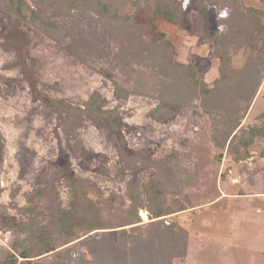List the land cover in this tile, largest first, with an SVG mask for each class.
Instances as JSON below:
<instances>
[{
  "label": "rangeland",
  "instance_id": "374dc122",
  "mask_svg": "<svg viewBox=\"0 0 264 264\" xmlns=\"http://www.w3.org/2000/svg\"><path fill=\"white\" fill-rule=\"evenodd\" d=\"M181 2L184 26L161 18L154 24L172 44L169 59L194 65L211 85L219 78L222 61L220 57L209 59L205 39L223 27L218 19L227 7L217 1L212 12L201 0ZM243 2L260 7L256 0ZM13 6V0H0V256L4 250L14 253L12 244L22 245L30 236L31 228L23 231L20 225H51L55 211L79 209L61 176L53 183L55 206L43 205L36 194L45 183L42 172L59 164L67 175L86 180L101 193L105 201L101 219L107 217L106 205L129 207V195H136L144 178L166 175L174 180L177 188L181 187L180 201L183 196L187 199L186 209L167 217L185 229L187 236L185 256H174L171 264H264V139H255L248 147L249 156L239 161L227 150L229 139L240 134L239 127H264V61L261 66L248 65L245 49L228 50L226 64L233 67L235 78L240 73L233 82L237 84L232 99L242 92V80L246 83L252 77L256 81V69L261 78L249 101L231 105L230 112L234 108L240 111L241 120L220 149L212 139L208 114L197 106L198 99L193 108L172 107V115L160 111L165 105L160 96L171 82L167 67L153 68L150 58H132L126 49H119L120 43L96 22V14L58 19L72 30L51 37L39 33L38 23L31 17H16ZM9 37L13 43L7 45ZM118 52L125 53L118 57ZM36 62L39 66L34 70ZM242 68L248 70L241 77ZM94 92L106 100L103 109L117 111V128L98 114L85 115L70 136L62 129L63 109L40 96L85 107ZM75 139L80 149L73 147ZM121 152L131 159H124ZM141 168L147 169L142 172ZM137 213L142 220L137 227L145 228L153 220L143 207H138ZM79 220L69 212L63 217L64 225ZM84 221L90 229L91 221ZM132 229L129 225L122 230ZM83 231L80 228L78 238L62 247L75 245L102 229ZM104 231L113 235L115 229ZM155 246H159L158 239ZM82 251L86 255L85 249ZM136 258L133 252L121 258L119 254L116 263ZM40 259L49 263L60 257L54 252Z\"/></svg>",
  "mask_w": 264,
  "mask_h": 264
},
{
  "label": "trees",
  "instance_id": "16d2710c",
  "mask_svg": "<svg viewBox=\"0 0 264 264\" xmlns=\"http://www.w3.org/2000/svg\"><path fill=\"white\" fill-rule=\"evenodd\" d=\"M30 1L33 5L29 4ZM217 1L225 3L227 11L220 17L219 25L223 26L217 30L215 35L205 41L209 44V59L220 57V75L211 85H207L203 79V72L194 65L173 62L168 55L172 53V44L165 38L164 33L157 30L154 24L156 18H161L167 22L184 26L182 22L184 11L181 0H13L16 17L27 19L31 17L37 21L39 33L48 36H62L70 32L72 28L67 27L60 18L67 16L93 12L97 15L96 22L103 25L109 32L113 41L120 43L119 49H126V53L132 58L139 56L150 58L152 67H167L166 75L171 82L166 85L164 95L160 97L165 102L159 109L172 115V107H195L194 100L198 99V107L205 111L210 118L212 139L215 146L223 149L226 145L230 133L239 126L241 120L240 111L232 112L231 105L234 102L240 104L249 101L260 81L261 75L256 69V81L249 77L251 81L241 83L243 86L237 98H231L234 90L233 67L226 64L229 57L228 50L245 49L248 65L261 66L264 61V0H256L260 7L246 5L243 0H201L202 6L210 11H214ZM245 1V0H244ZM24 10L29 12L24 13ZM218 11L221 13L220 9ZM217 10L218 14H220ZM221 15V14H220ZM79 21V20H77ZM183 23V24H182ZM13 43V37H9L5 44ZM120 52V51H119ZM118 52L117 56L125 52ZM217 52V53H216ZM216 54V55H215ZM36 65L32 69L36 70ZM248 68H242L241 77L245 75ZM246 76V75H245ZM240 83V82H239ZM246 84V87H244ZM40 96L51 106H60L63 110L61 120L62 129L70 136L75 134L74 127L79 126L85 115L95 116V114L105 117L108 122L117 128L119 117L115 109H103L105 99L100 98L94 92L87 106H72L49 99L46 95ZM232 99V100H231ZM237 100V101H235ZM97 104L95 109L90 108ZM239 105L238 110H240ZM240 134H234L228 142L227 150L233 154L235 161L245 159L249 156L248 147L255 139H264V127L253 125L250 128L239 127ZM73 147L81 148L77 139L73 141ZM264 154V150L262 151ZM121 156L130 160L132 156ZM138 157V156H136ZM139 161L140 158H137ZM137 165V161H136ZM139 165V163H138ZM147 168H141L144 172ZM66 168L62 165L51 166L49 170L42 172V179L45 181L43 188L36 190L40 202L49 207H53V199L56 198L53 183L56 177L61 176L65 184L73 192V205L77 203L79 209L71 208L69 211L54 212L55 223L47 226L34 225L33 222L19 226L25 231L31 228L30 236L22 245L17 242L12 244L14 253L4 250L0 256V264H118L117 256L133 252L137 258L134 261H125L124 264H171L174 256H185L187 231L176 221L168 219V215L185 210L187 199L183 196L180 201V189L165 175L161 178L146 177L138 184L136 195H129L131 205L127 208H116L107 206V217L100 218L105 201L101 193L86 180L66 174ZM160 173V172H159ZM178 184V183H176ZM143 207L147 210L152 221L145 227H137L141 217L137 213V208ZM75 214L81 218V222L76 221L70 225H64L63 217L66 213ZM90 217V218H89ZM92 217V218H91ZM91 221V228L87 229L85 219ZM132 226V231H123L124 226ZM134 225V226H133ZM36 226V228H35ZM70 226V228H69ZM83 229V234L93 230L96 234H90L85 239L75 245L66 244L78 238L79 229ZM104 229H115L113 235ZM136 230V232H134ZM156 238V239H155ZM158 239L159 246L156 245ZM62 247V248H61ZM85 249V253L82 251ZM60 250V251H59ZM176 250H179L176 251ZM120 251V252H119ZM56 252L59 259H53L49 263L40 259L42 256ZM141 256V261H139ZM21 258L19 262L17 259ZM131 258V257H130ZM36 262V260H38ZM63 260V261H62Z\"/></svg>",
  "mask_w": 264,
  "mask_h": 264
},
{
  "label": "built area",
  "instance_id": "2783aa9c",
  "mask_svg": "<svg viewBox=\"0 0 264 264\" xmlns=\"http://www.w3.org/2000/svg\"><path fill=\"white\" fill-rule=\"evenodd\" d=\"M145 214V213H144Z\"/></svg>",
  "mask_w": 264,
  "mask_h": 264
}]
</instances>
